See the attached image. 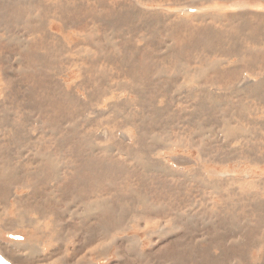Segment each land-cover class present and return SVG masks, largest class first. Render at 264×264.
I'll return each instance as SVG.
<instances>
[{"label":"rangeland","instance_id":"obj_1","mask_svg":"<svg viewBox=\"0 0 264 264\" xmlns=\"http://www.w3.org/2000/svg\"><path fill=\"white\" fill-rule=\"evenodd\" d=\"M0 254L264 264V0H0Z\"/></svg>","mask_w":264,"mask_h":264},{"label":"water","instance_id":"obj_2","mask_svg":"<svg viewBox=\"0 0 264 264\" xmlns=\"http://www.w3.org/2000/svg\"><path fill=\"white\" fill-rule=\"evenodd\" d=\"M16 238V237H15ZM19 239V238H18ZM0 264H12L0 254Z\"/></svg>","mask_w":264,"mask_h":264}]
</instances>
